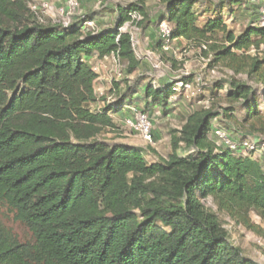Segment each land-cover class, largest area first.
Listing matches in <instances>:
<instances>
[{
  "label": "trees",
  "instance_id": "obj_1",
  "mask_svg": "<svg viewBox=\"0 0 264 264\" xmlns=\"http://www.w3.org/2000/svg\"><path fill=\"white\" fill-rule=\"evenodd\" d=\"M28 1L0 0V207L13 213L31 240L18 241L0 220V264H254L203 204L213 199L264 236L249 216L264 220L261 163L209 136L218 113L233 119L236 104L245 107L243 124L264 135L256 92L236 77L256 76L264 98V26L252 22L235 34L222 16L242 0H219L204 18L199 0H157L163 6L154 20L158 27L166 22L171 39L195 42L210 68L232 75L209 89L214 94L227 87L221 111H193L171 132L168 157L151 163L140 146L100 135L115 131L111 115L130 107L139 90L145 109H164L175 82L193 77L160 86L141 85L139 78L124 87L113 81L116 96L108 102L94 90L97 72L90 63L94 52L98 58L115 54L126 62L127 74L137 69L131 34L121 28L134 12L149 16L145 0L116 4L113 26L96 33L83 31L90 16L67 26L44 22ZM250 3L257 20L262 0ZM181 143L184 155L178 153Z\"/></svg>",
  "mask_w": 264,
  "mask_h": 264
},
{
  "label": "rangeland",
  "instance_id": "obj_2",
  "mask_svg": "<svg viewBox=\"0 0 264 264\" xmlns=\"http://www.w3.org/2000/svg\"><path fill=\"white\" fill-rule=\"evenodd\" d=\"M132 1L134 0H81L77 7L72 10L68 9L65 0H29L27 3L33 14L44 22L57 24L68 22L70 24L80 16H90L92 18L90 20L94 21L93 25L89 27V30L83 25V31L96 33L99 30L113 26L117 17L116 4L126 5ZM218 1L199 0L200 7H198V10L203 11L212 8L213 4ZM250 2L259 4L260 0H242V4L235 6L231 12H228L229 10L227 9L222 12L228 28L234 31L235 34H239L246 25L252 22V24L256 23L257 12L253 14L251 7H249ZM145 5L148 15L152 17V21H150L148 15V17L142 18L136 17L133 13L132 19L121 28L131 34L134 53L139 61L137 69L133 73L127 74L126 62L120 60L115 63L111 58L106 61L109 67L106 73V80L96 82L94 90L98 97L104 96L106 101L111 102L116 96L115 93L110 92L113 81L119 82L121 87H124L127 82L133 83L134 80L139 78L142 82L141 85L150 82L155 86H160L169 81H176L183 75L193 77L191 88L187 90L177 89L169 98L168 105L164 109L160 107L145 109L143 91L139 90V93L135 96L136 99L132 102L130 101L131 107L125 106L122 109L125 112L119 111L111 115L116 124L115 131H105L100 135L101 139L109 142H122L140 146L144 150L146 162L151 163L159 158L168 157L172 152L171 132L179 130L193 111L208 108H213L217 112L221 111L220 106L227 104L222 98L225 96L227 87L215 90L214 94L209 89L213 87L214 82L227 80L232 75V72L222 67L210 68L208 66L209 58L204 57L201 51L202 48L195 42L187 41L183 38H170L168 43H164L163 32H161V29L154 21L155 16L163 12V6L157 0H145ZM33 6H36V10H32ZM206 12V14L202 12V15L204 14L202 18L209 16V12L207 10ZM252 14L254 15L253 18H251ZM202 18L200 17V20ZM163 44L164 47H167L165 51L163 50ZM254 51L255 49L251 50L252 54ZM259 57H264V47L262 46ZM236 77L245 81L256 92L257 104L264 110L262 86L258 78L256 76H248L245 73L238 74ZM217 98L220 99L216 104ZM214 102L215 105H213ZM102 104V101L97 102L91 107L95 109ZM133 107L147 112L152 122V132L154 133V139L151 143L146 142L125 124V118L133 116L131 109ZM218 114L211 127L218 126L226 129L236 142L254 139L256 136H261L262 138V135H259L261 133L253 131L246 124H243L245 107L241 106V104H236L233 119H228L224 113ZM212 133L213 131L211 130L209 132L210 137ZM148 146L154 150L155 154L148 149ZM178 153L180 155L187 153V148H185L184 144H180ZM203 204L218 217L228 234L229 241L240 248L243 256L251 259L254 264H264V236L246 228L218 209L217 203L213 199L203 200ZM249 216L254 224L264 228V220L259 218L256 213L251 212ZM0 220L11 230L18 241L28 242L31 240V234L28 229L18 221H15L13 213L5 207H0Z\"/></svg>",
  "mask_w": 264,
  "mask_h": 264
},
{
  "label": "built area",
  "instance_id": "obj_3",
  "mask_svg": "<svg viewBox=\"0 0 264 264\" xmlns=\"http://www.w3.org/2000/svg\"><path fill=\"white\" fill-rule=\"evenodd\" d=\"M81 0H65V4H67V7L69 10L74 9L77 7ZM32 10H36V6L32 7ZM133 14V13H132ZM131 14V18H132ZM136 17H142L141 14L134 12ZM93 20H87L83 23V25L89 30V27L93 25ZM68 22H63L62 25L67 26ZM256 25L264 26V0H262L261 7H260V14L258 19L256 20ZM83 26V27H84ZM166 22H163L160 24L159 29H161V32H163V38L165 39L164 43H168L170 39V28ZM122 30V29H121ZM262 47H264V43L262 44ZM163 50H167V47H164L163 44ZM112 60L117 63L120 60L115 54H110ZM94 70L96 68L94 67ZM192 84L191 82H183V81H177L174 85V90L176 92L177 89H184L187 90L191 88ZM174 92V93H175ZM258 108L262 110L260 105H258ZM131 107V106H130ZM132 109V117L125 118V124L129 126L134 132H136L139 136H141L146 142H152L153 141V133H152V122L147 114V112L142 111V109L133 107ZM213 131L211 134V137L215 140V143L217 146H224L228 148L229 150L234 151L236 155L240 156H250L253 159L258 160L262 167H263V175H264V135L256 136L254 139L244 140L241 142H236L233 140L229 134V132L222 128V127H211L210 131Z\"/></svg>",
  "mask_w": 264,
  "mask_h": 264
},
{
  "label": "crops",
  "instance_id": "obj_4",
  "mask_svg": "<svg viewBox=\"0 0 264 264\" xmlns=\"http://www.w3.org/2000/svg\"><path fill=\"white\" fill-rule=\"evenodd\" d=\"M109 59H111L110 55H106L102 58H98L96 52H94V55L90 57V63L94 65V67L96 68V72H97V77L94 81V86L96 82L106 80V73L109 68L107 66L108 63H106V61H108ZM121 111L123 112L124 110H121Z\"/></svg>",
  "mask_w": 264,
  "mask_h": 264
},
{
  "label": "bare ground",
  "instance_id": "obj_5",
  "mask_svg": "<svg viewBox=\"0 0 264 264\" xmlns=\"http://www.w3.org/2000/svg\"><path fill=\"white\" fill-rule=\"evenodd\" d=\"M126 107H128V106H126Z\"/></svg>",
  "mask_w": 264,
  "mask_h": 264
}]
</instances>
